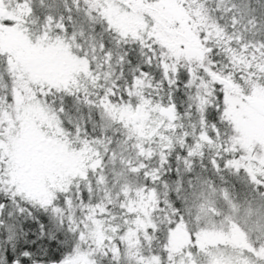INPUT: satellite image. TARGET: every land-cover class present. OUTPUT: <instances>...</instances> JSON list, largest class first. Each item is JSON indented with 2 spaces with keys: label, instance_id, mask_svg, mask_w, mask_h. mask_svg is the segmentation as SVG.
<instances>
[{
  "label": "snow or ice",
  "instance_id": "1",
  "mask_svg": "<svg viewBox=\"0 0 264 264\" xmlns=\"http://www.w3.org/2000/svg\"><path fill=\"white\" fill-rule=\"evenodd\" d=\"M0 264H264V0H0Z\"/></svg>",
  "mask_w": 264,
  "mask_h": 264
}]
</instances>
